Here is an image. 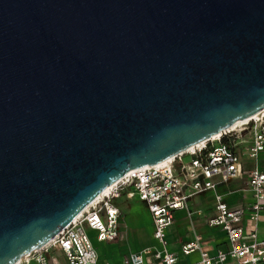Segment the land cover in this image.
Wrapping results in <instances>:
<instances>
[{
  "label": "water",
  "instance_id": "water-1",
  "mask_svg": "<svg viewBox=\"0 0 264 264\" xmlns=\"http://www.w3.org/2000/svg\"><path fill=\"white\" fill-rule=\"evenodd\" d=\"M263 109L264 0H0V264Z\"/></svg>",
  "mask_w": 264,
  "mask_h": 264
},
{
  "label": "built area",
  "instance_id": "built-area-1",
  "mask_svg": "<svg viewBox=\"0 0 264 264\" xmlns=\"http://www.w3.org/2000/svg\"><path fill=\"white\" fill-rule=\"evenodd\" d=\"M215 142L218 145H214ZM240 144L247 145L246 155L254 160L249 168L244 167L236 151ZM263 151L264 114L235 123L165 161L129 170L46 245L29 253L17 264L29 260L44 264L48 244L59 246L67 264H98L96 249L86 229L95 231L100 241L115 240L120 209L113 200L121 195L128 199L136 197L146 204L152 218V236L156 241V246L141 250L125 262L180 264L177 255L167 249L166 231L173 222L174 213L186 210L193 196L242 175L247 176L248 189L252 193L250 205L230 207L221 194H216L214 214L207 220L210 227H218L225 232L227 248L210 254L202 249L201 236L196 235L180 246V252L183 255L195 251L200 253L198 261L185 264H226L229 259L238 264L264 263V239H260L255 230L245 232L242 223L243 217L247 216L253 227L256 226L264 209V171L258 165L259 155Z\"/></svg>",
  "mask_w": 264,
  "mask_h": 264
},
{
  "label": "crops",
  "instance_id": "crops-1",
  "mask_svg": "<svg viewBox=\"0 0 264 264\" xmlns=\"http://www.w3.org/2000/svg\"><path fill=\"white\" fill-rule=\"evenodd\" d=\"M246 146V144H240L236 147V151L239 153L244 167L249 168V164L243 161L244 156L248 157L245 151ZM260 161L263 163L259 164ZM258 165L259 168L264 171V151L259 155ZM216 194H221L224 201L230 207H248L252 201V193L248 189L246 175L230 179L226 182H220L215 189L207 190L190 198L186 210H178L174 213L173 222L167 227L166 231L167 249L177 255L178 263L185 264L199 260L200 253L198 251L192 252L188 255H183L180 252V246L188 241H191L196 235L201 236L200 245L202 249L207 250L210 254H214L218 249L227 248V237L225 232L218 227H210L207 223L208 218L214 214ZM119 198H124L128 204L137 203L139 206H142L147 213H149L146 204L136 197L128 199L126 196L121 195ZM119 209V219H122V209L120 207ZM130 210L131 209H129V212ZM150 223L151 229L149 230L148 235H146V232H142L141 235H139L135 232V228L126 226V224L120 220L118 223L117 236L119 243L114 240L104 241L106 244L105 248L101 251L96 250L97 263L127 264L125 261L130 260L132 256L141 250L156 246V241L152 236V218ZM242 223L245 232L255 230L258 237L260 239H264V209L260 212L259 220L256 226L253 227L247 216L243 217ZM207 230H210L211 234H207ZM88 232L94 233L95 231L87 228L86 233ZM172 237L175 239V242H170ZM44 259V264H67V260L58 245L48 244L47 250L44 252ZM20 264L40 263L36 260H29L27 262H21ZM129 264L133 263L130 262ZM155 264L159 263L156 262ZM226 264L238 263L229 259ZM259 264L264 263L261 262Z\"/></svg>",
  "mask_w": 264,
  "mask_h": 264
},
{
  "label": "rangeland",
  "instance_id": "rangeland-1",
  "mask_svg": "<svg viewBox=\"0 0 264 264\" xmlns=\"http://www.w3.org/2000/svg\"><path fill=\"white\" fill-rule=\"evenodd\" d=\"M214 145H218V142H215ZM243 161L249 164L248 167H251L252 164L254 163L253 159L248 158L246 156L243 157ZM262 163H263L262 161L259 162V164ZM113 203L122 209V215H121L122 219L120 218L118 220V223L121 220V222L126 224V226L135 228V232H137L139 235H141L142 232H146L147 233L146 235H148L149 230L151 229V223H150L151 217L150 214L147 213L142 206H139L137 203L128 204L126 203V200L124 198L114 199ZM129 209H131L130 212ZM206 232L207 234H211L210 230H207ZM87 234L90 237V241L92 245L96 248L97 251H101L105 248L106 246L105 242L97 239L96 232L94 233L88 232ZM172 239L170 242H175V239L173 237ZM114 241L119 243L118 237Z\"/></svg>",
  "mask_w": 264,
  "mask_h": 264
},
{
  "label": "bare ground",
  "instance_id": "bare-ground-1",
  "mask_svg": "<svg viewBox=\"0 0 264 264\" xmlns=\"http://www.w3.org/2000/svg\"><path fill=\"white\" fill-rule=\"evenodd\" d=\"M263 114H264V109H263L262 111L256 113L252 118H254V117H259V116H261V115H263ZM239 122H240V121H238L237 123H239ZM201 143H202V142H201ZM201 143H199V144H201ZM106 189H107V188H105V190H104L103 192H105ZM103 192H102V193H103Z\"/></svg>",
  "mask_w": 264,
  "mask_h": 264
}]
</instances>
